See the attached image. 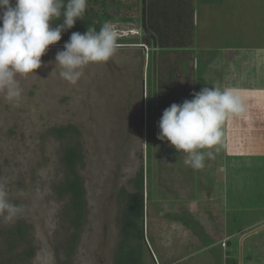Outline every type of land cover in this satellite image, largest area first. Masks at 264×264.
Wrapping results in <instances>:
<instances>
[{
	"label": "rangeland",
	"instance_id": "374dc122",
	"mask_svg": "<svg viewBox=\"0 0 264 264\" xmlns=\"http://www.w3.org/2000/svg\"><path fill=\"white\" fill-rule=\"evenodd\" d=\"M196 1L188 2L191 13L195 14L191 29L194 33L191 51L195 57L191 62L193 65L199 62L200 70L201 63L207 65L211 62L209 59L216 50L242 45L241 39L234 38L235 32L245 30L249 21L244 20L243 12L240 14L239 10L247 9L251 2H255L256 10L260 8L254 17V27L256 30L264 29V0H199L206 5V10H202L199 3L196 5ZM122 2L124 5L120 9L110 11L111 16L135 21L106 22L116 32L117 39L139 44H118L108 61L84 66L81 69L83 74L75 84L62 79L54 63L55 55L63 45H50L41 57V68L27 77L17 75L16 80L22 90L19 97L9 100L5 92L0 91V178L6 185L9 203L21 209L12 219L0 215V249L8 248L2 237L4 233L22 223L27 240L16 244L14 249L15 253H20L31 246L34 253L29 264H113L123 214L121 194L133 192V181L140 169L144 174L143 237L147 248L144 264L162 263L161 253L164 254L162 250L167 232L162 218L168 208L164 204L163 185L157 187L156 182L169 181L177 176L173 181L179 184L181 163L186 154L176 152L167 142L157 139L158 121L163 110L172 103L191 99L192 93L204 87H216L212 84L214 76L211 73L220 75L222 72L220 67L216 72L219 61H212L205 72L207 77L204 80L196 77L203 85L208 81V86H196V82L191 89L190 79L180 77V69L183 68L181 71L184 72L187 66L181 67L180 62L188 57L177 56L173 51L176 45L185 46L187 42V38L182 37L186 33L179 25L182 22L179 11L173 6L174 10L165 13L166 3H163L157 8L158 22L153 25L148 17L153 15L149 12L155 11L152 6L154 0ZM230 21L236 30L230 31ZM200 70L193 71L194 75L198 76ZM239 97L244 107L241 112L245 115L243 120H249V124L251 120L261 121L256 118L264 105V94L246 91ZM228 117L220 126L219 143L211 149L198 150L204 153L203 163L212 158L223 160L229 150L233 153L240 151L242 157L248 156L251 161H260L263 158L260 153L264 151L261 149L264 130L239 127L238 123L243 120L235 122ZM68 125L78 130L77 138L59 140L54 136V128ZM77 141L83 155L78 172L85 190V213L75 251L68 258L66 240L75 232V227L70 222L71 210L65 209L68 201L57 195L56 188L64 179L63 149ZM246 149L247 155L244 154ZM263 166H241L235 171L222 166L218 174L222 181L221 193L224 191L227 197L229 187L236 184L234 189L244 192L242 199L236 200L246 201L245 207H264V194L261 192L264 191ZM233 180L238 183H232ZM203 182L207 184V180ZM155 189L157 192H153ZM196 193L192 191L194 198ZM154 194H157L155 201L152 200ZM228 199L224 205L230 204ZM170 201L173 202L172 199ZM198 206L200 203L197 202ZM240 207H244V203L235 208ZM220 217L223 218L221 224L225 221L230 229L234 227L227 219H234L236 215L225 218L222 214ZM213 219L216 220L217 215ZM241 221L247 222L249 218L241 215ZM187 225L194 227V224ZM217 248L207 263L204 259L210 252L198 253L177 264H226L223 251Z\"/></svg>",
	"mask_w": 264,
	"mask_h": 264
},
{
	"label": "crops",
	"instance_id": "0c3cea01",
	"mask_svg": "<svg viewBox=\"0 0 264 264\" xmlns=\"http://www.w3.org/2000/svg\"><path fill=\"white\" fill-rule=\"evenodd\" d=\"M198 1L199 0L196 1V5L199 3L200 5L198 4V6H202V10H206V5H204L202 1ZM255 7V2H251L247 9L242 7L243 9L239 10L240 14L243 12L244 20L249 21L245 26V30H237L235 32L236 36L234 38L237 37V39H241L242 45L218 49L211 59H209L211 62L214 60L215 62L217 60L219 61L216 72H218L220 67L222 74L218 75V73L215 74L214 72L211 74L214 76L212 84L222 88L221 91L231 89L234 93L240 92V94L246 91L250 93L260 91L264 94V41H258L264 40V29L261 31L259 29L256 30V27H254L256 26L254 17L257 15L256 12L260 11L259 7L257 10ZM251 19H253V21H251ZM194 22L195 14L192 12L187 22V30L183 32L184 34L186 33V35H182L183 39L187 38L186 45H176L174 47L175 49H173L177 56L183 55L184 57H188L187 60L185 58V60L180 62L181 67H183L184 64L187 65L184 72L181 71L183 68L180 69V77L190 79L191 83L189 84L191 85V89L196 82V86H208V81L203 85L200 83L201 81L196 80V77H201L202 80H204L207 77L206 73L207 70H209L210 64L212 65L211 62H208L207 65H202L201 63L200 70L199 62L198 65H193L191 62V58L195 57V53L191 51V41H193L194 38V33L193 31L191 33V29L193 30L192 27ZM231 23L232 21H230V31L234 30L236 27ZM176 49L179 50V52H176ZM195 70H200V74H197L198 76L194 75L193 71ZM211 70L213 71V68H211ZM201 72H204V74H201ZM240 94L237 95L240 96ZM262 100L264 101V98H262ZM229 116L231 119L235 120V122L245 118V115L242 113L229 114ZM227 118L229 117L227 116L226 119ZM253 118L256 117H252V119ZM256 119L261 121L251 120L249 124V120H243L237 123L239 127H248L249 130L252 128L264 130V105L261 108L259 117L257 116ZM225 125L227 126L226 122ZM228 128L230 130L231 126ZM262 142V147H260L263 151L264 140ZM247 151L248 149L245 150V155H247ZM254 152L256 153V150ZM226 153L223 160L220 158L208 159V161L203 163V167L199 169H194L182 162L179 184L173 181L177 176L171 177L169 180L171 182L165 179L161 182H159V180L156 182L158 185L157 187H159L160 184L163 185V189L165 190L163 197L165 201L164 204L167 206L166 209L168 208L162 218L164 220L163 225H166L167 232L164 238V249L162 250L164 254L161 253V264H177L198 253L205 254L206 252H210V254L205 256L206 258L203 257L205 258L204 261L207 263L212 251L216 247H218L217 250L223 251L222 256L224 261H226V259H231L235 261V264H264V207L259 208L253 206L249 208L247 206L245 207L246 201L241 202V200H236L242 199L241 195L244 193L242 190L237 191L234 189L237 187L236 184H233V188L229 187L228 196L226 197L224 191L221 193L222 181L219 177L222 166L228 167L232 171H235L237 167L248 165L257 168L262 167L264 163V151L260 153V155H262L261 157H263L260 161H251L248 159V156L242 157V152L240 151L238 153L234 152L236 153L234 154L229 150V152ZM240 157H242V159H239ZM163 166L166 167L164 164ZM204 180H207V184H204ZM232 183H238V181L233 180ZM208 184L210 187H208ZM193 190L197 192L195 198L192 196ZM153 192H157V189ZM261 192L264 194V191ZM156 196L157 194L153 195V201L157 199ZM226 198L230 200V204L228 202V205H224L226 203ZM170 199H172L173 202H171ZM197 202L198 204L200 203L198 207H196ZM155 203L156 202H154V204ZM243 203L244 207L235 208ZM254 213L256 215H254ZM222 214L225 218L227 215H236L234 219L230 217L227 219L229 224L234 225L233 228L230 229L225 221L221 224L223 218L220 216ZM214 215H217L216 220L213 219ZM241 215L247 216L249 221H241ZM171 216L173 219H171ZM187 222L192 225L194 224V227H188Z\"/></svg>",
	"mask_w": 264,
	"mask_h": 264
},
{
	"label": "clouds",
	"instance_id": "9594fccd",
	"mask_svg": "<svg viewBox=\"0 0 264 264\" xmlns=\"http://www.w3.org/2000/svg\"><path fill=\"white\" fill-rule=\"evenodd\" d=\"M86 6L87 0H0V91L7 99L21 95L17 75L27 77L41 68V57L61 40L63 32L82 20ZM55 21L62 22L53 26ZM116 48V32L106 22L99 31L88 27L84 33L72 32L63 49L57 51L54 63L59 76L75 84L84 66L108 61ZM191 95V99L163 110L157 139L185 153L184 164L199 169L204 153L198 150L217 145L223 121L229 114L243 112L244 107L231 89L204 87ZM20 211L7 200L6 185L0 178V215L12 219Z\"/></svg>",
	"mask_w": 264,
	"mask_h": 264
},
{
	"label": "trees",
	"instance_id": "16d2710c",
	"mask_svg": "<svg viewBox=\"0 0 264 264\" xmlns=\"http://www.w3.org/2000/svg\"><path fill=\"white\" fill-rule=\"evenodd\" d=\"M122 0H87L86 12L82 20H77L74 27L63 32L61 40L55 45H63L68 41L72 32L84 33L88 27H94L97 31L106 23L114 22H133L134 19L111 16L110 11L120 9L123 6ZM62 21L53 22V26ZM118 44H139V42H124L117 39ZM53 134L59 140L68 137L79 136L78 130L68 125L53 129ZM82 151L79 141L64 147L61 163L64 172L63 182L56 188L60 198H66L65 209L71 210L70 222L75 227V232L68 236L65 249L69 258L75 251V246L79 239V228L84 219L85 213V190L83 181L79 175L78 168L82 164ZM144 174L142 169L138 172L133 181V192H123L121 198L124 201L123 214L119 229V241L114 254L113 264H144V253L147 250L143 237V218H144ZM25 229L22 223L15 229L4 233L3 240L6 241L5 250L0 249V264H29L34 250L31 246H26L22 252L15 253L16 244L24 243ZM226 264H235L234 260L226 259Z\"/></svg>",
	"mask_w": 264,
	"mask_h": 264
},
{
	"label": "flooded vegetation",
	"instance_id": "af4514ba",
	"mask_svg": "<svg viewBox=\"0 0 264 264\" xmlns=\"http://www.w3.org/2000/svg\"><path fill=\"white\" fill-rule=\"evenodd\" d=\"M178 1L181 3L180 5H179ZM188 2H189V0H156V1L154 0V3H153L152 6L154 7L155 11L152 10V12H149V13L153 14V15H150L148 17L149 18L148 21H151L149 23H152L153 25H154V23L157 24V22H158L157 21V17H158V14H159V13H157V11H158L157 8L161 7V5L163 3H166L165 13H170V10L172 11L174 9H177L179 11V13H180L179 15H181V17H182V22L179 23V25L182 26V28H184V32H185L186 28L188 26L187 22H188V20L191 17V10H190V6L188 5ZM175 3H178V5H175ZM173 6H174V9H173ZM166 39H168V37ZM159 54H158V56H159Z\"/></svg>",
	"mask_w": 264,
	"mask_h": 264
},
{
	"label": "water",
	"instance_id": "95a60500",
	"mask_svg": "<svg viewBox=\"0 0 264 264\" xmlns=\"http://www.w3.org/2000/svg\"><path fill=\"white\" fill-rule=\"evenodd\" d=\"M143 2V1H142ZM142 7H143V5H142ZM143 92H144V88H143ZM143 220H144V218H143Z\"/></svg>",
	"mask_w": 264,
	"mask_h": 264
}]
</instances>
